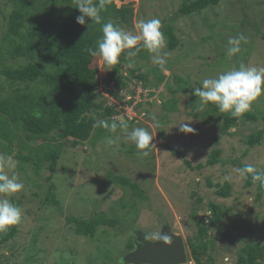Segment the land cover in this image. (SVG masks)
<instances>
[{"label": "rangeland", "instance_id": "obj_1", "mask_svg": "<svg viewBox=\"0 0 264 264\" xmlns=\"http://www.w3.org/2000/svg\"><path fill=\"white\" fill-rule=\"evenodd\" d=\"M185 1L192 0H115L118 7L127 9L126 22L116 21L132 34H138L141 20L160 19L166 40L162 52L169 53L166 72L152 63L147 50L128 57L123 77L117 81H108L111 69L102 59L96 57L91 62V67L96 68L100 93L116 111L105 120L109 124L123 120L127 129L118 126L116 132H111L100 127V133L94 131L86 143H64L51 181L46 179L50 175L49 162L43 163L37 174L31 164H23L20 159V154L29 152L22 144L39 148L41 139H29L18 129L16 133L22 141L3 140L16 162L8 174L14 172L24 184L23 190L8 197L21 208L22 220L16 235L0 243L4 262L128 264L123 257L131 251L130 239L138 242L139 233H143L156 241L169 227L185 240L187 264H196L189 255L188 239L198 236L197 214L209 226V239L214 242L213 249H209L213 264H237L247 245L264 244V192L260 194L256 183L246 187L245 179H240L237 172L241 164L264 170V135L254 147L247 143L251 134L264 131V94L249 110L258 119L241 118L238 125L229 129L231 135L221 134L222 118L210 104L198 112L199 98L191 102L195 87H200L205 78H216L240 63L264 67V0H221L201 12L180 16L177 12ZM15 8L13 0H0V71L4 67H22L28 61L27 56L1 51ZM167 27H173L179 40L173 50L165 34ZM26 32L23 27L22 34L26 36ZM240 34L247 38L246 42H241L239 53L228 57L229 37ZM13 36L22 43L18 33ZM128 66L145 79L128 74ZM185 88L187 91H183ZM13 94L10 80L0 74V97ZM182 123L195 131H180ZM136 127L146 128L154 137L155 146L148 157L139 156L127 139ZM108 138L115 143H106ZM59 142L53 139L52 144ZM215 148L221 150L223 162L205 165ZM4 149L0 145V155L7 157ZM200 163L205 166L197 168ZM229 172L231 181L225 179ZM118 175L136 183L138 190L113 180ZM50 183L56 185L59 209L46 201ZM227 183L231 185L229 197L219 196L217 190ZM140 190L145 197L138 193ZM213 203L226 215L220 223L210 224L209 206ZM99 215L117 223L113 227L100 226L94 237L84 235L77 220ZM203 258L205 264H211L206 255Z\"/></svg>", "mask_w": 264, "mask_h": 264}, {"label": "trees", "instance_id": "obj_2", "mask_svg": "<svg viewBox=\"0 0 264 264\" xmlns=\"http://www.w3.org/2000/svg\"><path fill=\"white\" fill-rule=\"evenodd\" d=\"M17 4L9 17V29L3 40L1 51L7 50L9 54L27 56L28 61L22 67H4L0 74L6 75L10 80L13 95L0 97V145L5 147L3 153L9 155L11 150L6 148L3 140L11 143L14 138L22 141V136L16 133L22 129L29 139H41L43 142L39 148L22 144V148L29 150L28 154L21 156L23 164H31L38 174L39 169L49 162L50 175L46 178L51 181L58 162L61 157L64 143L72 141L74 144L86 143L93 137L95 131L100 127L94 126L97 120H105L107 116L116 113L114 106L107 104L106 98L99 91L96 68L91 67V62L96 58L89 55L88 48H95L97 41L102 37L101 25L86 18V24L80 25L76 17L81 13L76 8L77 0H13ZM221 0H192L185 1L177 12L178 15H190L198 13L209 6H215ZM99 3V0H92ZM102 23L112 22L119 26L127 20V9L118 7L115 0L107 5L106 10L101 11ZM118 20L119 22H117ZM90 24V25H89ZM89 25V27H88ZM27 28L26 36L22 29ZM20 35V44L13 34ZM165 34L169 37V48L175 49L179 40L173 34V27H167ZM142 49L138 54L142 53ZM125 53L121 54L120 62L114 65L108 75V81H117L123 77V65L128 61ZM128 74L136 78L145 79V76L136 73V70L126 68ZM187 91V88L183 89ZM194 92V91H193ZM198 99L193 95L191 102ZM211 109L222 118L221 134H230L229 129L238 125L241 118L256 121L257 115L246 112L239 118L232 117L228 113H221L218 108L210 103ZM100 133V131H99ZM264 131L251 134L247 143L250 147L259 144ZM53 139L61 142L53 145ZM9 145V144H7ZM37 149H40L37 150ZM183 155L182 152L175 151ZM189 167L191 163L185 160ZM223 162L221 150L213 149L210 158L205 165L213 166ZM198 164L197 168L205 166ZM246 164H241L240 168ZM113 180L122 182L138 190V185L132 183L122 175L113 176ZM260 194L264 192L259 182H255ZM251 174L245 179L246 187L255 184ZM211 185V183H210ZM46 201L59 208L60 202L56 198V185L50 183ZM231 185L226 184L217 190L221 197H229ZM145 197L144 192H138ZM210 224L220 223L226 215V211L217 204H210ZM198 216L200 222L198 236L188 239L189 255L196 264H205L204 255L208 257L211 264L214 259L209 249L214 245L209 239V226L202 217ZM81 232L94 237L98 228L102 225L114 226L117 222L105 215H99L87 220H77ZM17 233V225L0 236V243L13 238ZM129 250L135 247L132 239L128 242ZM213 249V248H212ZM121 261V260H120ZM0 264H7L0 258ZM237 264H264V244H252L243 248Z\"/></svg>", "mask_w": 264, "mask_h": 264}, {"label": "clouds", "instance_id": "obj_3", "mask_svg": "<svg viewBox=\"0 0 264 264\" xmlns=\"http://www.w3.org/2000/svg\"><path fill=\"white\" fill-rule=\"evenodd\" d=\"M111 0H99L98 5L92 0H77L76 8L81 13L76 17V22L80 25L86 24V18L101 25L102 37L97 41L95 48H88L86 51L92 57H99L109 68L120 62L122 53L128 57H135L144 49L150 55L154 65L159 66L161 71L166 72V57L168 52H162L166 47L164 33L161 31V20L153 18L147 21L141 20L137 25L138 34H132L112 22L102 23L101 11L106 10ZM90 25V24H89ZM88 25V27H89ZM247 38L240 34L229 37L227 55L232 57L241 51V42H246ZM127 50V51H126ZM200 87H195L193 95L199 98L197 111H202L208 104H214L221 113H228L232 117L239 118L248 112L252 103L264 94V67L246 66L240 63L239 67L233 66L224 71L216 78H205L200 82ZM94 126L103 127L116 132L118 126L127 129L128 125L123 120L117 123L113 121L109 124L106 120H97ZM180 131L192 133L195 130L187 123L179 124ZM153 135L143 127H136L127 134V139L131 141L137 154L141 157L150 155L153 143ZM106 143L113 144L115 141L108 138ZM16 162L13 156L0 155V233H6L10 227L20 224L22 220V210L11 202L8 198L24 189V184L19 181L18 176L13 172L9 176L7 170L15 169ZM240 179H247L251 174L252 181L259 182L264 187V170H258L251 164H246L237 169ZM225 179L231 181L233 176L229 172ZM160 239H167L166 235ZM121 264L123 262L121 261Z\"/></svg>", "mask_w": 264, "mask_h": 264}, {"label": "water", "instance_id": "obj_4", "mask_svg": "<svg viewBox=\"0 0 264 264\" xmlns=\"http://www.w3.org/2000/svg\"><path fill=\"white\" fill-rule=\"evenodd\" d=\"M167 239L151 241L139 233L135 248L123 260L128 264H187L188 255L184 238L167 227L161 236Z\"/></svg>", "mask_w": 264, "mask_h": 264}]
</instances>
